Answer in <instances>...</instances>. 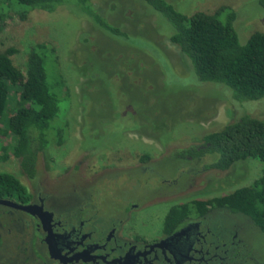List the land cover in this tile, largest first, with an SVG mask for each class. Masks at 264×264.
<instances>
[{
    "label": "rangeland",
    "instance_id": "rangeland-1",
    "mask_svg": "<svg viewBox=\"0 0 264 264\" xmlns=\"http://www.w3.org/2000/svg\"><path fill=\"white\" fill-rule=\"evenodd\" d=\"M165 1L186 15L232 8L241 44L255 31L264 33V0ZM90 2L126 36L104 33L72 2L50 13L31 10L24 18L10 12L4 19L0 51L15 47L14 64L24 71L29 49L48 44L57 61L48 58L47 67L61 75L65 87L57 90L59 113L50 123L48 146L37 154L35 177L22 172L10 150L13 137L3 127L0 143L7 158L0 160V173H12L32 194L58 186L92 189L90 202L105 214L134 206L127 227L151 240L162 234L170 207L229 194L264 174L259 160L220 171L209 166L214 154L179 156L243 115L264 118V97L234 102L225 85L199 81L169 41V22L142 0ZM144 155L148 158L140 160ZM224 216L229 232L249 244L242 264H264V233L245 215ZM6 228L0 219V231ZM5 247L9 251L0 250V264H17L18 253Z\"/></svg>",
    "mask_w": 264,
    "mask_h": 264
},
{
    "label": "trees",
    "instance_id": "trees-1",
    "mask_svg": "<svg viewBox=\"0 0 264 264\" xmlns=\"http://www.w3.org/2000/svg\"><path fill=\"white\" fill-rule=\"evenodd\" d=\"M142 1L169 22L172 27L169 41L178 48L182 61L194 69L199 81L225 85L234 102L264 97L263 32H253L241 44L234 28L236 12L230 7L186 15L165 0ZM67 2L76 5L104 33L126 36V31L102 17L90 0H0V31L10 12L24 18L31 10L50 13ZM16 53L13 46L0 51V132L3 127L12 135L11 153L22 172L33 179L37 154L48 146L50 123L59 113L57 90L65 85L61 75L58 72L52 75L55 69L47 67L48 58L57 61L55 51L48 44L36 43L29 49L24 71L14 64ZM58 141L62 139L57 137ZM0 153V160H6L7 148L1 143ZM209 154L217 156L209 166L220 171L241 160L264 162V118L243 115L205 135L199 146L180 151L179 156L200 158ZM147 158L144 155L140 160ZM31 197L29 189L15 175L0 173V199L26 203ZM210 209L245 215L264 233V174L229 194L170 207L164 229H174L184 219L200 217Z\"/></svg>",
    "mask_w": 264,
    "mask_h": 264
},
{
    "label": "flooded vegetation",
    "instance_id": "flooded-vegetation-1",
    "mask_svg": "<svg viewBox=\"0 0 264 264\" xmlns=\"http://www.w3.org/2000/svg\"><path fill=\"white\" fill-rule=\"evenodd\" d=\"M90 191L74 189L73 195L58 186L50 192H30L24 204L41 206L49 214L54 256L36 215L0 205V219L7 223L6 231H0V250L9 251V244L18 253L17 264H223L231 258L242 264L249 258V244L236 231L229 232L224 209L186 218L178 227L145 240L127 227L134 206L105 214L97 202H90ZM7 260H12L10 255Z\"/></svg>",
    "mask_w": 264,
    "mask_h": 264
},
{
    "label": "water",
    "instance_id": "water-1",
    "mask_svg": "<svg viewBox=\"0 0 264 264\" xmlns=\"http://www.w3.org/2000/svg\"><path fill=\"white\" fill-rule=\"evenodd\" d=\"M0 205L7 206L10 208H14L17 210H21V211L29 213L31 215H36L40 219V221L42 222L44 230L47 232L46 242L49 245L50 254L52 256H54V253L56 251H54L50 247V240L49 239L51 238V233L47 227V221L49 219V214L47 212L43 211L41 206L34 205L31 203H28V204L19 203V202H16L15 200H12V199H0Z\"/></svg>",
    "mask_w": 264,
    "mask_h": 264
}]
</instances>
